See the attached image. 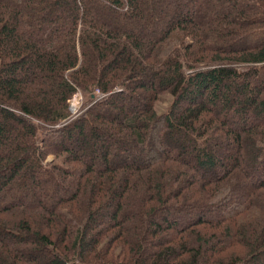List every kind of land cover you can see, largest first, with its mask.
<instances>
[{"label":"trees","instance_id":"16d2710c","mask_svg":"<svg viewBox=\"0 0 264 264\" xmlns=\"http://www.w3.org/2000/svg\"><path fill=\"white\" fill-rule=\"evenodd\" d=\"M92 1L0 0V264H264V0Z\"/></svg>","mask_w":264,"mask_h":264},{"label":"rangeland","instance_id":"374dc122","mask_svg":"<svg viewBox=\"0 0 264 264\" xmlns=\"http://www.w3.org/2000/svg\"><path fill=\"white\" fill-rule=\"evenodd\" d=\"M91 5L92 7L94 8V12L100 16H103V19H108L105 15H104V8L102 7L101 4H99L96 0L92 1L91 2ZM151 15L147 16V17H150ZM152 20L153 17H150ZM149 20V21H150ZM96 94V92H95ZM101 96H99V98H102L104 96L103 93H101ZM87 100L88 98L82 93V92H78L71 100V106H70V109H71V120L76 118L82 109L86 108L88 106V103H87ZM166 107V101H163L162 103V107H161V110H163V108ZM56 157L54 154H50L48 157H47V162H50L52 160H54Z\"/></svg>","mask_w":264,"mask_h":264},{"label":"built area","instance_id":"2783aa9c","mask_svg":"<svg viewBox=\"0 0 264 264\" xmlns=\"http://www.w3.org/2000/svg\"><path fill=\"white\" fill-rule=\"evenodd\" d=\"M96 95H97V96H101V94H100V90H96Z\"/></svg>","mask_w":264,"mask_h":264}]
</instances>
